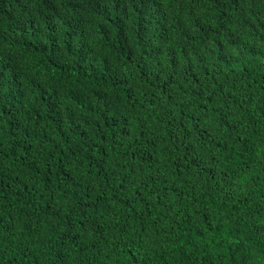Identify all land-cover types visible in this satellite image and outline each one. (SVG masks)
Returning a JSON list of instances; mask_svg holds the SVG:
<instances>
[{"label":"trees","instance_id":"trees-1","mask_svg":"<svg viewBox=\"0 0 264 264\" xmlns=\"http://www.w3.org/2000/svg\"><path fill=\"white\" fill-rule=\"evenodd\" d=\"M0 264H264V0H0Z\"/></svg>","mask_w":264,"mask_h":264}]
</instances>
